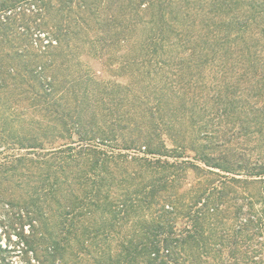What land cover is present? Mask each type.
Returning a JSON list of instances; mask_svg holds the SVG:
<instances>
[{"label":"trees","instance_id":"1","mask_svg":"<svg viewBox=\"0 0 264 264\" xmlns=\"http://www.w3.org/2000/svg\"><path fill=\"white\" fill-rule=\"evenodd\" d=\"M0 210V264H264V0H0Z\"/></svg>","mask_w":264,"mask_h":264},{"label":"rangeland","instance_id":"2","mask_svg":"<svg viewBox=\"0 0 264 264\" xmlns=\"http://www.w3.org/2000/svg\"><path fill=\"white\" fill-rule=\"evenodd\" d=\"M91 63L95 68H99V63L96 62L95 60H92ZM1 213L2 212L0 210V215H1ZM14 232H15L14 229L12 227H10V223L6 219H4L1 215L0 216V236L3 239V242L5 244H10V246L12 248L16 247L17 250H20L19 244H18V237H17L16 233H14ZM9 234H11L12 239H10ZM10 240H11V242H10ZM16 258L18 259L19 256H17Z\"/></svg>","mask_w":264,"mask_h":264}]
</instances>
